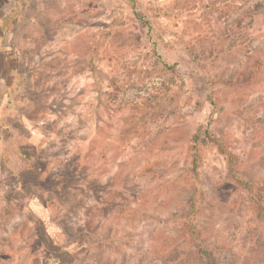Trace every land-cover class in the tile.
Wrapping results in <instances>:
<instances>
[{"label": "rangeland", "instance_id": "obj_1", "mask_svg": "<svg viewBox=\"0 0 264 264\" xmlns=\"http://www.w3.org/2000/svg\"><path fill=\"white\" fill-rule=\"evenodd\" d=\"M0 36V264H264V0H0Z\"/></svg>", "mask_w": 264, "mask_h": 264}, {"label": "trees", "instance_id": "obj_2", "mask_svg": "<svg viewBox=\"0 0 264 264\" xmlns=\"http://www.w3.org/2000/svg\"><path fill=\"white\" fill-rule=\"evenodd\" d=\"M163 66H165V68H166L167 65H163ZM170 68L173 69V66H171ZM4 71H5V76L6 77H9V78H12V79L15 78V66L12 65V62L5 61V63H4ZM12 79H11V81H12ZM11 90H12V85L11 84L7 85L6 86V91L10 92ZM223 147H224L223 144H221L218 151H219V154L222 155L223 157H225V159H226V163H227V167H228V177L236 185L245 186V187L247 186L248 188H250V185L249 184L247 185L244 182V180L241 179L240 177H238V175H237V169H235V166H236L235 165V159H236V157L230 151L226 150ZM23 148L24 147H21V149H20L22 154L24 155V157L27 159L28 162L31 161L30 159H31V154H33L32 153V149L33 148H29V151L27 150L28 148H25V150ZM73 178H74V174L73 173H71V172L63 173V176L61 178H59L58 181H56L53 185L55 187L64 186V183H67L69 181L71 182ZM30 179L34 180V183L36 182V180H35L36 178H35L34 174L33 175L31 174V178ZM27 183L28 182L25 181L24 184L28 185ZM254 207L258 210L257 214H258V217H260V213H259L260 210H261L260 205H256L255 206V204H254ZM70 255L71 254L68 251L65 252V251H61L60 250V255H59V259H58L59 263L58 264H74V263H72L70 261V260L73 259V258H71ZM66 261H67V263H65ZM68 261H70V262H68Z\"/></svg>", "mask_w": 264, "mask_h": 264}, {"label": "crops", "instance_id": "obj_3", "mask_svg": "<svg viewBox=\"0 0 264 264\" xmlns=\"http://www.w3.org/2000/svg\"><path fill=\"white\" fill-rule=\"evenodd\" d=\"M9 25H11V23H10ZM9 27H10V26H9ZM9 27H8V28H9ZM8 28L6 29V28L4 27L2 31L6 32V31L8 30ZM1 38H2V36H0V39H1ZM9 42H10V41H9ZM12 54H13V53L7 54V56L4 57L3 60H2L1 57H0V66H1V65L3 66L2 73H5V71H4V63H5V61L12 62V65L15 66L14 63H15L16 61L14 60V57L12 56ZM2 66H1V67H2ZM1 67H0V68H1ZM5 77H6V76H5ZM6 79L11 80L12 78L7 77ZM10 84H11V83H10ZM57 188H58V187H54V189H57Z\"/></svg>", "mask_w": 264, "mask_h": 264}]
</instances>
